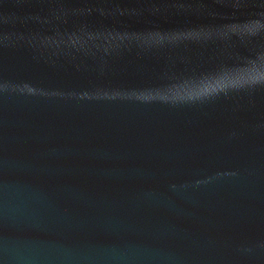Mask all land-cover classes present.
<instances>
[{"label":"water","instance_id":"95a60500","mask_svg":"<svg viewBox=\"0 0 264 264\" xmlns=\"http://www.w3.org/2000/svg\"><path fill=\"white\" fill-rule=\"evenodd\" d=\"M0 264H264V0H0Z\"/></svg>","mask_w":264,"mask_h":264}]
</instances>
